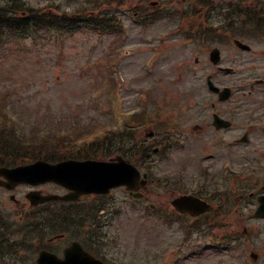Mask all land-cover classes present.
Segmentation results:
<instances>
[{"label":"rangeland","instance_id":"1","mask_svg":"<svg viewBox=\"0 0 264 264\" xmlns=\"http://www.w3.org/2000/svg\"><path fill=\"white\" fill-rule=\"evenodd\" d=\"M0 1L4 3L5 0ZM25 1L37 8L53 5L51 11L55 13L60 9L73 11L79 4V0ZM102 8L116 14L124 8L125 14H119L125 25L122 31L105 32L80 23L64 34L46 29L32 38H7L0 42V108H6L3 112L14 120L23 142L41 132L48 135L53 130L57 132L55 138L76 126L79 133L83 127H90L94 120L98 121L97 127L106 125L105 119L112 117L110 111L102 108L122 105L126 110L141 105L139 100L146 102L148 99L146 105L162 108L161 118L168 126L179 125L185 130L179 135L180 144L167 159H160L155 166L157 173L163 175L186 167L176 176V185L201 187L202 167L215 172L222 165L223 169L258 165L255 157H243L242 152L247 151L264 160V123L259 121L264 120V85L255 84L254 79L264 77V39H245L253 49L247 53L233 46L230 32H223L226 42L209 39L202 44L174 33L177 22L160 21L147 26L134 22L129 12L131 8L125 3H113L111 7L105 3ZM220 19L214 17L216 23ZM167 23L169 25H165ZM215 46L222 49V65L232 67L231 73L218 71L210 63L209 52ZM209 73L215 75L218 84L234 89L230 100L217 103L209 94L205 85ZM212 102L217 103L216 109L223 116L234 120L232 128L217 133L213 126H204L212 121L210 115L203 113L204 105ZM196 124L205 128L195 133L192 128ZM251 130V144L227 147L228 140ZM217 140L222 144L218 146ZM253 174L257 177L261 173L257 168ZM225 182L224 177L218 180L221 184ZM162 192L159 199L147 195L144 201H149L148 204L162 201L168 206L173 193L166 189ZM9 196L0 188V209L5 214L15 210L14 205L18 207ZM17 196L24 202L20 194ZM223 201L227 206L224 208L229 211L227 217L222 216L215 229L209 230L211 222L207 227L203 226L206 230L200 226L198 235L187 232L178 222L165 224L156 219L161 205L152 206V211L147 214L141 203L137 207L123 205L121 215L108 228L105 256L117 264H143L149 260L157 261L154 264H246L245 256L249 258V252L256 251L260 254L257 264H264V220H245L240 215V208L229 206L228 198ZM11 219L17 220V217L13 215ZM230 223L240 229L253 227L258 235L254 232L252 239L249 236V243L245 246L237 244L233 250L213 248L208 239L210 234L228 233ZM222 224L225 226L219 228ZM45 227L46 224L44 230ZM54 233L37 230L31 235V244L43 236L40 242L44 243L45 238ZM9 246L7 259L0 264H10V256L16 257L17 264H37L35 245L25 252L19 250L17 254H12L14 247ZM3 253L1 251L0 257ZM249 264L256 263L251 261Z\"/></svg>","mask_w":264,"mask_h":264},{"label":"water","instance_id":"2","mask_svg":"<svg viewBox=\"0 0 264 264\" xmlns=\"http://www.w3.org/2000/svg\"><path fill=\"white\" fill-rule=\"evenodd\" d=\"M214 52L212 59L214 62H218V51ZM210 85L214 91H219L217 87H214L212 84ZM229 95L230 90L226 88L221 93V99L224 100ZM120 166L121 164L110 165L105 163L95 164L91 162L74 161L59 163L57 165H49L45 162H39L37 164L15 170L17 171L16 174H18L19 177L14 178V182H11V186L21 182L39 183L41 181L44 182L53 180L74 190L75 192L72 197L76 198L81 193L104 191L119 184L132 185V180L138 177L137 173L134 170H129L128 168H130V166H125L123 168ZM3 174L10 177L13 173L8 171ZM197 202L198 201L192 197H184L182 199H177L174 204L180 211L185 212L189 211L186 209L184 210L185 206H195ZM70 252L71 253H68L66 260L72 258L69 257V254H76L77 256H84L78 259H84V264H88L89 261H91V264H99L94 259H90L87 254L81 252L79 248H73Z\"/></svg>","mask_w":264,"mask_h":264},{"label":"trees","instance_id":"3","mask_svg":"<svg viewBox=\"0 0 264 264\" xmlns=\"http://www.w3.org/2000/svg\"><path fill=\"white\" fill-rule=\"evenodd\" d=\"M10 26H11L12 28H14V30L18 29V28L20 27V22H19V20H18V19H14V20L11 22Z\"/></svg>","mask_w":264,"mask_h":264},{"label":"flooded vegetation","instance_id":"4","mask_svg":"<svg viewBox=\"0 0 264 264\" xmlns=\"http://www.w3.org/2000/svg\"><path fill=\"white\" fill-rule=\"evenodd\" d=\"M245 231H247V229H245Z\"/></svg>","mask_w":264,"mask_h":264}]
</instances>
